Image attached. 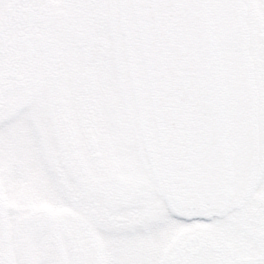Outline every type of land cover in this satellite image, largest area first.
Returning a JSON list of instances; mask_svg holds the SVG:
<instances>
[{
    "label": "snow or ice",
    "instance_id": "snow-or-ice-1",
    "mask_svg": "<svg viewBox=\"0 0 264 264\" xmlns=\"http://www.w3.org/2000/svg\"><path fill=\"white\" fill-rule=\"evenodd\" d=\"M0 264H264V0H0Z\"/></svg>",
    "mask_w": 264,
    "mask_h": 264
}]
</instances>
